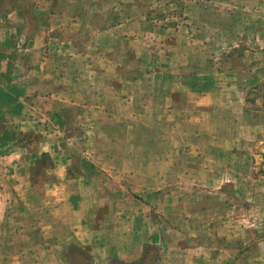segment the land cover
<instances>
[{"label":"rangeland","instance_id":"374dc122","mask_svg":"<svg viewBox=\"0 0 264 264\" xmlns=\"http://www.w3.org/2000/svg\"><path fill=\"white\" fill-rule=\"evenodd\" d=\"M196 1L193 7L186 0H159V4L149 5H155L149 10L157 23L155 39H147L148 51L146 46L143 50L133 46V64L127 73L143 74L152 82L160 63L170 76L158 79L166 89L169 79L179 71L182 75L191 73L190 63L207 78L219 75L216 81H221L220 92H211L216 87H211L209 80L204 88L213 95L202 107L203 112L193 108L188 112L185 102L195 99L182 86L171 113L170 98L159 90L152 94L150 82H146L143 97V90L137 92L141 87L129 94V101L139 104L138 109L131 103L121 107L116 101L106 106L114 110L108 115L92 113L86 104L67 105L61 128L51 126L42 132L17 131L8 126L19 107L6 112V106H0V264H63V252L65 264H92L82 235L92 234V227L103 221L110 224L117 210L130 214L135 208L164 227L170 237L165 246L145 242L138 259H115L112 264H183L184 253L196 257L194 248L200 244L207 255L203 264H233L228 253L223 259L218 257L222 248H239L240 256L252 242L263 243L264 249V142L256 143L264 138V0ZM59 3L52 0L51 7ZM86 3L85 16L70 18V26L82 28L79 33L84 35L75 47L80 56L91 60L92 27L109 20L108 12L117 5L101 2L92 8L90 1ZM148 4L145 2V9ZM202 5L204 18L200 17ZM15 7L22 11L27 37L48 23L46 16L38 17L37 13L48 11L50 5L44 8L39 0H0L2 13ZM186 9L193 11L200 24L205 22L203 26H236L231 46L217 57L218 62L202 55L198 45L186 47L189 40L185 29L180 34L172 32L181 24L185 26ZM215 9L234 16V22L213 16ZM132 11L139 13L137 9ZM135 22H129V31L135 30ZM214 35L205 33L206 45ZM216 52L209 49L208 55ZM122 53L111 56L122 59ZM81 69L82 76H92V68ZM127 73L112 71L114 75ZM233 85H240L241 97L225 95H236L239 89ZM10 98L12 95L2 100L11 102ZM104 100L114 101L108 97ZM187 117L192 119V127L186 128L190 123ZM201 132L211 134L210 143H201V149L205 148L203 160L202 153L187 151L184 146L194 144L191 134ZM232 138L238 142L231 143ZM232 153L237 154L234 161ZM189 168L194 170L190 176ZM92 183L98 187H92ZM80 205L91 215L85 228L89 232L77 227ZM190 216L194 221L187 223ZM115 224V230L120 231L122 223ZM220 233L226 235L223 240L216 238Z\"/></svg>","mask_w":264,"mask_h":264},{"label":"crops","instance_id":"0c3cea01","mask_svg":"<svg viewBox=\"0 0 264 264\" xmlns=\"http://www.w3.org/2000/svg\"><path fill=\"white\" fill-rule=\"evenodd\" d=\"M59 1L60 3L55 8H52V0H39L42 3V7L45 8L50 5L52 9L42 11L40 15L37 13L38 17L46 16L48 23L36 28L30 37H27L29 31L24 24L20 8H9L4 13L0 12V106L2 104L5 105L6 107L3 110L6 112H13V107H19V110L16 109L14 121L7 124L8 126H13L17 131L31 130L42 132L51 128V126L60 129L63 122V109L67 105L86 104L92 109V113L110 115L114 113V110L112 111L106 106L114 105V102L119 101L121 107H126L125 105L131 103L129 99L132 97L129 94L136 93L137 87H141L137 92L143 90V93H141L143 97L146 82H150L149 79H144L143 74L134 75L135 73L133 72L128 74L127 71L129 66H132L130 64H133V46H137L142 50L146 46L148 51L147 39H155L157 23H155L156 20H153L155 14L149 11L155 5L152 8L149 5L158 3L159 0H68L69 3L67 5L65 4L66 0ZM86 1L92 3V8H97L101 2L115 3L117 5L114 10L108 12L109 20L100 27H92L91 60L87 56H80L75 47V42L84 35L82 32L79 33L82 28L77 24L70 26V18L76 17V19H79L85 16ZM145 2L149 3L146 9L144 8ZM186 2L192 3L190 6L193 7V3L197 1L186 0ZM204 6L202 5L200 8V17L202 18H204L206 13ZM196 7L199 9V6L196 5ZM111 8L113 7L111 6ZM133 9L139 10V13L133 14V12H137L132 11ZM189 10L191 9H186L185 16H183L186 18L185 26L181 24L178 30L174 28L172 32L180 34L185 29L187 33L186 40H189L188 42L186 41V47L198 45L202 55L205 54L206 57L214 58L215 63L218 62L217 57L221 56L223 54L222 51L224 52L231 46L230 41L236 26L232 25L226 28L220 27L218 24L203 26L201 24L206 23L201 21L200 24L193 11ZM148 13L152 14L153 17ZM213 16L230 19L232 20V22H229L230 24L234 22V16L225 15L218 9H215ZM133 20L136 21L135 30L129 31L128 24ZM205 33L215 34L209 38L207 45ZM209 49L217 51L214 56L212 54L208 55ZM117 51H124L122 54L125 57L122 59L113 58L111 54ZM3 52L9 53L8 57L4 56ZM19 55H23V57ZM149 60L153 61V64L155 63L152 57ZM159 66L160 69H158L157 75L150 82L153 84L152 94L159 90L166 95L165 97H169V111L171 113L174 112L172 108L178 104L177 95L182 86L185 87L186 94L195 99V101L185 102L184 107H187L188 112L193 111L191 108L195 111L201 110L203 112L202 107L213 95L208 94L204 90L208 86L209 81L211 87H216L215 91L211 92H220L221 81H216L219 75L207 78L202 71L193 70L192 63H190L191 73L188 71L185 75H182V72L179 71L169 79V86L166 89L164 84L158 82V79L164 80V78L170 76L166 69L161 67L160 63ZM83 67L92 68V76H82L81 72L83 70L81 68ZM115 69L124 70L127 74L114 75L112 71ZM260 81L261 79L259 78L258 82ZM255 84H257V81ZM130 86L135 87L129 88ZM233 88L239 89L236 90V95L234 92L225 95L234 98L241 97L240 85H233ZM9 95H12V98L8 99L11 102L2 100L4 97L8 98ZM104 97L114 101L111 103L107 102V104ZM138 98L139 96H137ZM141 103L144 105L143 102ZM135 105L138 109L139 104L133 105L132 101L131 106ZM138 112L143 113L144 110H138ZM186 119L188 120V117ZM187 122L190 123H186V128L193 126L192 119ZM210 136V133L204 132L191 134L195 143H185V150L194 151L196 154L202 153L200 158L203 160L205 148L201 149V143L203 146L210 143ZM46 141L42 142L41 145H46L48 142ZM230 142L235 144L238 140L232 138ZM263 142L264 138L256 143L261 145ZM235 155L237 154L232 153L230 155V157L234 156L232 158L233 161L235 160ZM109 159L113 160L111 157ZM247 159L249 160V157ZM188 172L190 176L194 170L190 169ZM261 177L264 178V174ZM92 187L97 188L98 184L94 185L92 183ZM156 204L158 203H149V206H156ZM144 205L146 206L145 203ZM76 213L80 215L77 226L79 231L83 229V231L89 232L90 229L85 230V228L91 222V215L81 205L77 207ZM111 216L113 218H110L112 220L110 224L108 222L106 225L103 221L97 228L92 227V234L82 235L81 237L82 241L88 245L86 252L92 258V264H112L115 259L124 261L138 259L143 252L145 242L148 241L165 246L170 237L165 232L164 227L154 224L147 214H143L139 208H135L130 214L117 210ZM114 220L122 223L119 224L122 226L120 231L115 230L117 224H115ZM193 221L192 216L186 218L187 223H192ZM219 226L221 228V225ZM114 231L117 232L115 235L110 234ZM225 237V233L216 235V238L220 240ZM253 240L255 239H248L247 241L252 242ZM250 244L253 245L248 249L246 247V250L244 249L241 252L242 256H240L241 249L239 248H232L228 251L222 248L223 250L221 249L217 255L223 259L228 253L229 263L232 260L233 264H264L263 243L252 242ZM202 246L204 245L200 244L194 248L196 257H192V253H184V260L180 261V263L187 264L189 258L191 259L190 264L206 263V250ZM188 251L190 252L189 249ZM61 257L60 262L65 264L63 261L65 252L62 253ZM158 264H161V262Z\"/></svg>","mask_w":264,"mask_h":264}]
</instances>
